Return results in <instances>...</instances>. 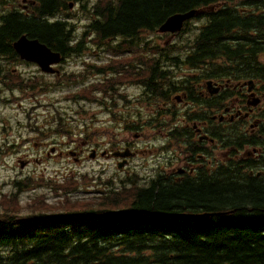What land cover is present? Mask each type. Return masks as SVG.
<instances>
[{
  "label": "trees",
  "instance_id": "trees-1",
  "mask_svg": "<svg viewBox=\"0 0 264 264\" xmlns=\"http://www.w3.org/2000/svg\"><path fill=\"white\" fill-rule=\"evenodd\" d=\"M70 1L79 2L88 12L92 18L88 28L97 32L100 42L122 35L131 43L147 46L144 35L156 32L171 15L235 0H97L91 10L87 0H32L29 13L0 14V54L17 58L13 43L23 34L63 54L80 53L84 41H76L73 25L62 18L52 20L68 9ZM250 1L262 10L244 14L230 6L209 13L202 31L182 47L172 45L170 52L188 46L192 56L186 59L218 61L223 75L237 66L252 69L258 54L264 53V1ZM160 48L154 46L153 51L165 58ZM11 84L26 87L29 81L18 77ZM232 167H221L216 177L186 183L168 185L154 180L147 187L134 182L137 186L131 191L111 189L93 201L70 197L78 182L55 183L56 194H65L58 207L92 213L69 219L74 221L69 226L52 219L32 226L20 221V194L31 182L44 181L16 179L13 192L0 193V264H264V184ZM29 204L28 218L55 207L43 197ZM145 210L151 215H201L170 222L158 219L155 224L111 214ZM205 212L213 214L204 217ZM168 225L176 230L171 238L165 234Z\"/></svg>",
  "mask_w": 264,
  "mask_h": 264
},
{
  "label": "flooded vegetation",
  "instance_id": "flooded-vegetation-1",
  "mask_svg": "<svg viewBox=\"0 0 264 264\" xmlns=\"http://www.w3.org/2000/svg\"><path fill=\"white\" fill-rule=\"evenodd\" d=\"M132 64L137 63L130 58H120L117 62L118 90L112 104L123 109L127 118L118 117L114 138L98 142L89 131L82 147L76 145L61 151L55 145L50 147V152L55 149L54 153L46 151L48 158L67 154L76 161L105 160L118 165L121 162L127 174L147 171L148 163L164 157L148 179L161 178L168 185L186 183L217 176L220 124L224 130L237 124V129L225 135L234 138L242 148L243 155L235 161L242 163L247 175H256L264 184V67L261 63L249 68L250 71L236 67V74L223 77L218 74L206 77L201 74L203 69L196 67L200 66L198 61L192 60L176 64L175 69H166L170 64L167 60L149 61V69H143L141 75ZM241 72H253L255 77L241 76ZM208 80L220 86L219 94H211ZM250 80L253 81L251 90L247 84ZM176 95H180V99ZM251 96L260 98L258 105L248 104ZM126 100L130 101L127 105ZM107 107L112 106L105 105ZM220 114L225 116L223 121L221 116L215 118ZM125 132L133 136H125ZM156 139H163V145L150 144ZM124 151L132 155L121 156ZM146 151L149 154L144 155ZM134 157L137 158L132 160ZM103 172L105 174V170Z\"/></svg>",
  "mask_w": 264,
  "mask_h": 264
},
{
  "label": "rangeland",
  "instance_id": "rangeland-1",
  "mask_svg": "<svg viewBox=\"0 0 264 264\" xmlns=\"http://www.w3.org/2000/svg\"><path fill=\"white\" fill-rule=\"evenodd\" d=\"M86 4L90 8L97 0H87ZM5 3L6 7H13L25 11L30 8V0H0V4ZM239 4V2H236ZM215 4L213 7H216ZM241 5V4H240ZM2 6V5H1ZM0 10H3L0 8ZM91 10V8H90ZM59 17L69 20V26L73 25V35L76 41L80 40L83 31H88L87 25H89L90 17L86 10L82 9V6L75 2L72 8L62 12ZM207 19H195L193 25L190 26L198 28L194 29L192 39L200 33L201 27L205 25ZM160 34V33H159ZM162 35V34H160ZM187 33L182 34L180 37H173L169 43L179 41L181 37L186 36ZM159 37V35H156ZM149 37V35H148ZM169 38L168 35H163L162 39H157L160 43H163ZM83 41L87 44V48L83 51V59L91 60H106L112 49L116 48V52L121 55H130L132 52L130 49H136L139 53L140 44L126 43L121 45L119 38L113 39L111 43H105L102 52L94 51L99 48L97 44H102L99 39H96V35L93 32H89L84 35ZM100 42V43H99ZM107 49L108 51H104ZM94 51V52H93ZM72 55L68 57L66 63L63 66L64 72H72L74 70H80L83 66L82 59L79 56ZM182 56V53L180 54ZM136 61H139L137 58ZM190 67V66H189ZM13 69L14 74H20L23 77L38 76L46 82H55V75H46L43 73L39 66L31 62L17 58L11 59L6 68L5 72H9ZM178 69V68H177ZM181 70V68H179ZM182 71V70H181ZM75 74V72H73ZM14 74H10V78H6V84L9 85V81L15 77ZM17 85V84H16ZM43 85V84H41ZM41 85L35 89L21 90L19 88L10 90L6 88L0 81V192H11L13 190L12 180L16 177H25L31 175L35 178H58L63 179L67 175H77L81 177L85 173H98L101 169L106 166V176L111 174H118L115 163L102 161H88L83 159L76 163V161L70 156L62 157H49L47 158L46 150L38 145L40 140L39 132L31 130V123H35L39 127H59L60 120L68 124L69 128L73 131L72 134L65 135L63 138L55 137L54 139L65 145L66 148H74L76 145L79 147L83 146L84 140V128L86 125V119L91 118L94 120L102 119L104 122L103 130L101 133L99 129L97 132L100 133L97 136L98 142H102L108 138H114L117 134L116 126H114L113 118L110 116L102 107L97 103H89L81 101L79 103L71 102L65 99V95L72 90L80 87L81 83L63 79L60 83L54 84L47 90H41ZM139 93V90H137ZM109 119V120H107ZM166 119H169L167 117ZM107 120V122H106ZM145 120V117L143 118ZM91 127H99L96 123H90ZM105 132V134H104ZM133 136L130 132L124 134ZM151 145H159L163 143V139H156L150 142ZM45 150V151H44ZM149 154L146 151L144 155ZM142 156V154H141ZM164 158V157H163ZM21 160H28V168L22 169L20 167ZM39 160V161H37ZM138 161V160H136ZM159 164L157 160L152 163H148L147 173L151 174L152 170ZM135 186V185H133ZM121 186L119 183L115 185V188L119 189ZM100 189L98 183L81 184L77 197H86L91 195L92 192ZM40 193H46L49 196V200L54 201L55 197L50 188H38L30 189L21 195L20 201L24 205L29 200Z\"/></svg>",
  "mask_w": 264,
  "mask_h": 264
},
{
  "label": "water",
  "instance_id": "water-1",
  "mask_svg": "<svg viewBox=\"0 0 264 264\" xmlns=\"http://www.w3.org/2000/svg\"><path fill=\"white\" fill-rule=\"evenodd\" d=\"M70 6H73L71 3ZM200 10H191L185 13H176L170 16L161 26L163 32H177L183 28L184 22L199 14ZM14 48L22 59L36 61L44 70L50 71V64L59 61L60 54L53 52L50 47L36 38H29L22 35L14 42ZM26 162L22 161L21 166L24 167ZM121 216H128L129 213H114ZM134 215V214H132ZM136 215H139L138 213Z\"/></svg>",
  "mask_w": 264,
  "mask_h": 264
}]
</instances>
